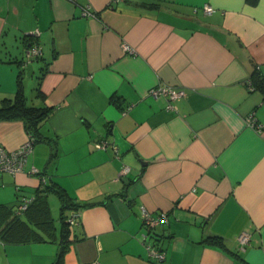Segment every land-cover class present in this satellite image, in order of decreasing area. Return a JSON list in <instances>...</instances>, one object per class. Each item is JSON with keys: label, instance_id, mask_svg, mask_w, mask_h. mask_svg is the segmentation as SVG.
Returning <instances> with one entry per match:
<instances>
[{"label": "crops", "instance_id": "0c3cea01", "mask_svg": "<svg viewBox=\"0 0 264 264\" xmlns=\"http://www.w3.org/2000/svg\"><path fill=\"white\" fill-rule=\"evenodd\" d=\"M34 45L40 56L27 61ZM29 62L30 89L31 78L23 87ZM258 78L264 0H0V102L22 81L28 104L54 107L40 127L51 142L33 143L23 171L0 172V264H54L48 196L56 194L46 195L44 223L33 208L13 212L39 193L41 177L77 204L64 211L79 215L69 223L63 264H157L144 233L169 264H264ZM157 84L183 90L174 109L148 95ZM249 115L259 127L248 125ZM28 136L21 119H0L6 150ZM100 140L106 148L95 147ZM142 209L166 213L167 222L145 228ZM244 230L250 241L242 250ZM210 236L222 246L202 242Z\"/></svg>", "mask_w": 264, "mask_h": 264}, {"label": "built area", "instance_id": "2783aa9c", "mask_svg": "<svg viewBox=\"0 0 264 264\" xmlns=\"http://www.w3.org/2000/svg\"><path fill=\"white\" fill-rule=\"evenodd\" d=\"M202 10L205 14H209L212 12V7L208 4L203 5ZM83 14H93L88 9L83 10ZM124 51L131 52L132 49L126 44H123ZM40 56V47L39 45L29 46L25 49V57L27 61H30L33 58H38ZM148 95L153 98H166L167 103L166 107L169 109H174V101L183 95V90L173 88L172 86L165 84H157L148 89ZM127 108V107H126ZM126 108L122 110V113L126 112ZM248 125L252 127H259L257 125L253 115H249L247 117ZM33 146V139L28 136L27 140L22 143L15 150H6L4 147L0 146V172L7 171L10 173H18L23 171L24 165L26 163V158L28 153L31 151ZM107 142L105 140H100L95 143L96 148H106ZM129 170L127 165H124L121 168L120 175L126 174ZM31 172L38 173V170L35 168L31 169ZM42 182L45 181L44 177L40 178ZM32 198H24L17 206V212L20 213L24 209H26L28 203ZM79 213L78 211H74L71 216L68 218V222L70 224H75L77 221ZM167 222L166 213L160 212L155 216L151 215L145 209H142V223L143 226L149 230L153 229L156 225L163 224ZM142 241L144 244V248L146 250V254L149 259L155 261L157 264H169L165 257L164 250L154 241L153 237L147 233L142 234ZM237 241L239 243L240 248L243 250L245 245H247L250 241V234L248 231H242L238 237Z\"/></svg>", "mask_w": 264, "mask_h": 264}, {"label": "trees", "instance_id": "16d2710c", "mask_svg": "<svg viewBox=\"0 0 264 264\" xmlns=\"http://www.w3.org/2000/svg\"><path fill=\"white\" fill-rule=\"evenodd\" d=\"M21 76V75H20ZM19 76V78H20ZM257 78V77H256ZM253 82L255 86L264 92V81L262 79H253ZM36 94L44 98L43 93L39 90V88L36 89ZM54 107L49 106L47 104L42 106H34L31 104H28L26 101V97L23 93L22 88V81H19L18 83V90L16 91L15 95L12 98H4L0 102V119H21L24 122V127L26 131L28 132L29 137L33 139V143L35 142H48L50 143V137L43 135L40 131L41 124L49 117L51 112L53 111ZM55 156V153H52L50 156V159H52ZM45 180L42 182V189L39 191V193L36 194L34 198L31 199V201L28 203L26 209H24L20 213L17 212V206L14 208L13 212L15 214V217L26 213L30 211V209L33 208L39 216H37L36 220H39L40 223H44L47 219V217L50 218L49 215V209L46 202V195L48 192H54L61 202V218H62V239H61V246L58 251V254L56 256V259L54 261V264H63V256L67 250V247L69 245L70 239L68 236L69 230V222L68 219L66 220V217L64 215V211L67 209L73 208L74 210H77V204L72 201V198L69 197V195L66 193V191L58 186L48 185L46 184ZM42 194V195H41ZM22 199L20 200V202ZM19 202V203H20ZM44 215V216H43ZM19 219V218H18ZM15 224H25L23 222L13 223ZM26 225V224H25ZM25 240V238H20L17 241ZM204 243L213 244L217 246H222V241L219 237L216 236H210L206 237L202 240Z\"/></svg>", "mask_w": 264, "mask_h": 264}, {"label": "rangeland", "instance_id": "374dc122", "mask_svg": "<svg viewBox=\"0 0 264 264\" xmlns=\"http://www.w3.org/2000/svg\"><path fill=\"white\" fill-rule=\"evenodd\" d=\"M36 77L33 76V78H31L30 84H29V88L32 86V82L33 79H35ZM48 203L50 206V210H51V215H52V222L54 223V229H55V234H56V243H53L54 245H58L59 249L61 246V239H62V235H61V221H60V207H61V203L58 199V197H56V195L54 194H50L48 196ZM65 215H68V210L66 211ZM54 240V239H52Z\"/></svg>", "mask_w": 264, "mask_h": 264}, {"label": "water", "instance_id": "95a60500", "mask_svg": "<svg viewBox=\"0 0 264 264\" xmlns=\"http://www.w3.org/2000/svg\"><path fill=\"white\" fill-rule=\"evenodd\" d=\"M33 75H34V67H33L32 62H29L26 64V75L23 80V87L27 86L29 79L32 78Z\"/></svg>", "mask_w": 264, "mask_h": 264}]
</instances>
